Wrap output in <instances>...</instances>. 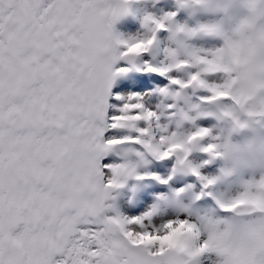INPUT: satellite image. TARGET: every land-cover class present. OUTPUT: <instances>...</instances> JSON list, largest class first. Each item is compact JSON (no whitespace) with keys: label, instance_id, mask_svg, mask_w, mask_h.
Here are the masks:
<instances>
[{"label":"snow or ice","instance_id":"1","mask_svg":"<svg viewBox=\"0 0 264 264\" xmlns=\"http://www.w3.org/2000/svg\"><path fill=\"white\" fill-rule=\"evenodd\" d=\"M245 7L250 15L230 32L183 24L176 31L223 38V47L210 53L185 45L183 63L189 73L203 69L204 89L219 92L226 110L239 107L259 117L252 105L264 104V0H245ZM115 11L113 0H0V264H180L159 241L178 224L191 225L198 235L200 259L215 253L222 264H264V176L244 180L235 195H225L214 194V180L196 172L216 200L212 217L186 210L183 218L154 221L123 215L106 203L104 184L111 181L105 182L102 167L112 164L102 166L100 157L105 142L122 136L112 125L123 115L122 107L108 114L122 70L114 69L108 49ZM253 20L261 23L250 31ZM146 23L166 26L150 16ZM241 57L243 65L234 66ZM201 130L208 133L207 152L216 147L215 137L207 127ZM144 131L139 126L136 133ZM162 135L156 132L157 139ZM145 235L157 239L138 243L136 237Z\"/></svg>","mask_w":264,"mask_h":264},{"label":"clouds","instance_id":"2","mask_svg":"<svg viewBox=\"0 0 264 264\" xmlns=\"http://www.w3.org/2000/svg\"><path fill=\"white\" fill-rule=\"evenodd\" d=\"M147 2L148 0H113L116 11L109 20L110 40L108 49L115 58V64L124 60L129 65L127 68H121L122 70L116 73V77L132 70L148 72L146 68H141L140 58L144 53L159 47L157 33L161 29L156 27L154 23H146V17L150 16L156 19L150 12L143 15L141 21L143 32L129 35L125 39L114 30L115 24L122 17L135 15L134 5H144ZM176 2L179 9L188 11L189 17H194L200 12L224 13V16H221L219 20L198 23L194 28H199L201 25H217L222 31L230 32L242 19L230 31L225 30V17L236 0H184L183 6L179 0ZM240 3L245 7V0H240ZM249 15L247 9V15L244 17ZM174 17L166 19L164 15L157 19L164 23L167 21L165 28L170 32L171 43L175 44V47H166L160 65L153 66L167 69L168 71L163 74L164 76H167L172 70L178 72H186L187 70V65L183 63V60L185 59V45L189 46L186 41L190 37L176 31L177 24ZM260 23L259 20H253L250 31L257 30ZM197 33L214 35L206 31H198ZM120 40L127 41V43H121ZM243 62V57H241L239 61H233V64L240 67ZM202 72L203 69H198L194 73L187 72V79L172 77V80L179 83L170 82L169 85L158 88L156 91L160 99L155 104V110L145 105L146 98L152 93L137 96L128 95V98L124 100L121 106L123 115L116 120L112 127L127 130V134L113 138L114 142L111 144L105 142L103 154L100 157V162L102 157L110 153H115L122 158L121 162L112 164L111 175L107 179L111 183L104 184L106 201H113V203H107L108 205L115 208L114 202L123 195L122 190L125 188H128L134 196L141 190V182L146 178L168 185L169 181L177 176H196V172H201L200 169L204 165L211 164L216 160L222 163L218 174L209 176L214 180V184L211 186L213 188L228 181L231 177H243L245 173H248L250 178L255 177L256 173H259V176H264V104L252 105L254 109L258 108L260 111L259 117H248L243 108L233 107L226 110V106L221 103L222 96L219 92L211 94L207 102L201 100V102H194L192 97L196 95L197 91L205 90L201 83L203 76L199 74ZM172 85L178 87L173 88ZM189 89L191 91H188ZM168 100H171L172 103H166ZM136 109H139L136 116H129L128 113ZM170 109L172 111H169ZM204 117H214L216 121L211 127H207L211 135L215 137L213 143L216 147L207 152L204 151L207 147L204 141L207 139L208 133L201 130L202 127L196 123ZM162 118L165 119V122H162ZM141 120L146 123L145 131L133 137L131 133L137 132L138 122ZM186 124L190 125L187 129H185ZM173 125L174 127H172ZM157 131L164 133L159 139L156 137ZM135 144L141 145L143 151L133 147ZM196 151L206 153L209 158L200 163H194L190 156ZM149 156L159 161L175 157L174 164L166 178L157 173L140 171L141 168H146L151 163V160L148 159ZM130 180L136 181V183L129 186ZM195 188V184L188 183L179 189L170 187L167 192L154 194V202L140 216L151 220L166 215L170 210L176 215L184 213L186 210L190 211L196 201L207 196L203 189L196 192L194 191ZM131 200L132 196L129 197V202ZM186 200L187 202H185ZM200 216L212 217L213 215L204 212ZM156 239V236L149 237L147 235L136 237L140 244H148ZM198 239L199 237L191 225L178 224L174 228L170 227L167 234L160 237L159 241L162 250L177 257L180 264H196L198 259L200 264H203L200 257L203 255L204 249L196 245ZM214 264H222V261L219 258L214 261Z\"/></svg>","mask_w":264,"mask_h":264},{"label":"bare ground","instance_id":"3","mask_svg":"<svg viewBox=\"0 0 264 264\" xmlns=\"http://www.w3.org/2000/svg\"><path fill=\"white\" fill-rule=\"evenodd\" d=\"M159 3H160V6H159V8L156 7L157 8L156 9L154 7V4L158 5ZM149 5H150V7H149ZM134 6L135 7L137 6L136 10L139 11L138 14L140 15V17H139L140 19H138V22L136 24L137 26L135 25L137 27L136 28L137 32H143L144 31V29L141 26V21H142L144 13L147 12L149 9L153 10L154 13H159V12L163 11L164 14L162 16H164V15H166L168 13L174 12L176 9H179V6H178L176 0H174V1L173 0H158V2H156V0H148V2L146 4H144V5L136 4ZM140 7H141V10H139ZM165 10H168L167 13H165ZM183 11L184 12L182 13V15L185 14L186 12H187L186 15L188 14V11H186L184 9H183ZM177 12H179L178 14H180L181 13V9L177 10L175 13H177ZM202 14H204V12ZM182 15H180V16H182ZM199 16H201V15L196 14V16H194V18H198ZM135 18H134V21H135ZM174 19H175V17H174ZM118 23L119 22H117L115 24L114 30L116 31V33L118 35H120V32H117L118 31V29H117L118 28ZM135 23H136V21H135ZM119 28H121V27H119ZM161 30H163L162 33H168L169 32V30H165V29H161ZM159 35L160 34L157 33V37ZM120 36L122 37V33H121ZM168 36H170V34ZM121 50L123 51V48ZM155 51L151 52V53H159L158 51L157 52H155ZM147 55L148 54L146 52L140 58V66L142 65L144 68L149 65L148 62H146V59H145ZM127 67H129V65H128L127 61H124V60H121V61L117 62V64L114 65V69H121V68H127ZM134 71H136V70H132V71H130L128 73L121 74L120 76L118 75L115 78V80L113 82L112 89H111V95L109 97V105L110 106H109V109H108V114H111V115L119 114V111H118V113L117 112L115 113V111H113L114 106L112 105L111 102L113 100H115L114 101L115 103H117L119 101V99H117V96L113 94V91L118 86L117 85V81L120 79V77H122L123 75L130 74L131 72H134ZM173 71L174 70H172L169 73L172 74ZM186 71H188V70H186ZM207 78L208 79H213L212 76H209ZM156 79H158V78H156ZM144 85H145V87H148V89H146L145 91H141V92L138 91L137 93H140L142 95L145 94V93H150L151 89H149V86H146V84H144ZM154 85H155V82H154ZM206 94H208V92H206V90H198L196 95L194 96V99H196L198 101V100H200L201 96H204ZM149 97L151 98V96H149ZM146 99L148 100L149 98L147 97ZM147 100L145 101V105H149L148 104L149 102H147ZM206 118H208V117L202 118L200 123L196 122L197 125L200 126L201 123L203 124V120H206ZM138 123H140V122H138ZM189 127H190V125L186 124L185 129H187ZM116 134L117 135H125V134H127V130H116ZM131 135L135 136V135H138V133L133 131L131 133ZM111 136H112V132L111 131L105 133V139L110 138ZM206 142H207V139L204 141V143H206ZM133 147L143 151V147L141 145H139V144H135V145H133ZM190 158H192L194 163H200V162H202L204 160H207L209 157H208V155L206 153H202V152L196 151L190 156ZM121 159L122 158L120 156H117L115 153H110L107 156H104V157L101 158V165L103 166V165H110V164H113V163H119V162H121ZM148 159L151 160V163L148 164L146 168H141L140 169L141 172L147 171V172L157 173L163 178H166L168 176L169 171H170V169L172 168L173 165H168L167 164V166H166L165 165L166 164L165 161L161 162L159 160L154 159L151 156H149ZM221 163H222L221 161L216 160L215 162H213L211 164L204 165L201 168L202 171L200 170L201 174L207 175V176H209V175L210 176H214V174L218 172L217 170H219V168L221 166ZM102 171L105 173V182H107L108 177L111 175V169L102 167ZM203 171H204V173H202ZM208 171H209V173H205V172H208ZM255 175L257 177H259V173H256ZM249 178H250V175L248 173H245L243 175V177L240 178V180H238V179L236 180V179H234V177L230 178L228 180L227 185L230 186V189L234 188V187H239V188L234 190V191H237V190L240 189L241 182L244 181V180H248ZM133 183H136V181L130 180L129 181V186H131V184H133ZM188 183H193V184L196 185V188L194 189V191H196V192H199L202 189V185H201L200 181L198 180V178L196 176H193V175H189V176H186V177L177 176L173 180L169 181L168 185L160 184L159 182H157L156 180L151 179V178H146L144 181L141 182V184H142L141 190L138 191L134 196H133V194L131 192H129L128 188L123 189L122 190L123 195L118 197L116 199V201L114 202L115 208L121 214L127 215L129 217L140 215L154 202V199H155V195L154 194L161 193V192H167V191H169L170 187L171 188H175V189H179V188L183 187L185 184H188ZM220 185L223 186V183L218 184V185H216L214 187V189H213L214 194L222 193L220 191L221 190ZM225 195H229V194H225ZM130 196H132L131 202H129V197ZM185 202H187V200ZM106 203H113V201H106ZM217 207L218 206L216 204V200L213 198V196H204L200 200L196 201V203L192 206V209L190 210V212H192L194 214H198V215H200L201 213H204V212H208L209 214H212L214 216L216 214ZM213 210H215V211H213ZM187 214L188 213L184 212V213H180L179 215H180L181 218H183ZM175 215H176V213L170 210L166 215H164L162 217H174ZM158 218L159 217H155L153 219L155 221ZM201 259H202L203 264H214V261L219 259V257H217L215 253H213L211 255V257L209 258V261L207 260L208 262H205V260H203V257Z\"/></svg>","mask_w":264,"mask_h":264},{"label":"rangeland","instance_id":"4","mask_svg":"<svg viewBox=\"0 0 264 264\" xmlns=\"http://www.w3.org/2000/svg\"><path fill=\"white\" fill-rule=\"evenodd\" d=\"M159 6H160V3L158 5L154 4L155 8L156 7L159 8ZM133 7H134L135 15H132V16L128 15V16L122 17L118 21L119 23H118V28H117L118 31L117 32H120V35L122 33V37L125 39L128 38L129 35H134L137 33V31H136L137 25L136 24L138 22V19H140L139 18L140 15L138 14L139 11L136 10L137 6L136 7L133 6ZM149 7H150V5H149ZM139 10H141V7ZM177 10H179V9H176L174 11V13ZM167 11L168 10H165V13H167ZM147 12L152 13L156 19H159L164 14L163 11L159 12V13H154L153 10H151V9H149ZM179 12H177L175 15V19H176V20L174 19L175 23L176 24H184L189 28L196 27L198 23H205V22H211L214 20H219L221 16H224V13H222V12H218V13H214V14L213 13L202 14L203 12H200L197 14L201 15V16H199L198 18H194V17H189V14L186 15V13H187L186 11H185L186 13L182 15V13L184 12L183 9H181L180 14H178ZM180 15H182V16H180ZM245 15H247V9L240 3V0H236V3H234L232 5V7L229 10L228 15L225 17V21H224L225 30L230 31L231 28H233L236 25V23H238V21L241 18H243ZM134 18H135L136 23L134 21ZM165 23H167V21ZM119 27H121V28H119ZM165 29H167V28H165ZM162 31L163 30H160L158 32V34H160L157 37V39L159 41L158 49L154 48L151 51L147 52L148 55L146 56L145 59L149 65L159 66L160 61L163 60V58H164V49L166 47H175V44L171 43V41L169 39L168 35L170 34V32L162 33ZM186 42L190 48L199 49V50H201V52H207V53H210L211 51L216 50L217 48L223 46V44H224V40L222 37L216 36V35H208V34H204V33H197L196 35L188 38ZM154 51L155 52L158 51L159 53H151ZM154 55H155V58H154ZM141 68L143 69L144 67L141 65ZM188 71H192V69H188ZM188 71L178 72V71L174 70L172 74L168 73L167 76L160 75L159 73H154V72L134 71V72H131L130 74L123 75L122 77H120V79L117 81L118 86L113 91V94L116 96H117V94H119L120 96H123L126 98L128 95H130L132 93H137L138 91L141 92V91H145L146 89H148V87H145V85H144V84H146V86H149V89H151L150 93H152L151 98L148 97L149 99L148 100L146 99L147 102H149L148 103L149 105H146V106L155 110V104L158 103L159 99H160L156 90L158 88L165 86V85H169L170 84V79H169L170 77H178V78L187 79V72ZM156 78H158V79H156ZM154 82H155V85H154ZM172 87L176 88L178 86L172 85ZM188 91H191V89H189ZM206 95H210V93H208ZM192 100L194 102H201L200 100L197 101L196 99H194V96L192 97ZM114 101L115 100H113L111 102L112 105L114 106L113 111H115V113L116 112L118 113V111H119L118 109L122 106V104L124 103V100L119 99V101L117 103H115ZM166 103H172V101L168 100V101H166ZM170 111H172V110H170ZM109 116H111V114H109ZM201 120H202V118L199 119L197 122L200 123ZM162 122H165L164 118H162ZM215 123H216V121H215L214 117H208V118H206V120H203V124L201 123L200 126L201 127H209V126L211 127ZM138 126H146V123L144 121L143 122L140 121V123H138ZM172 127H174V125ZM185 127H186V125H185ZM190 159L192 160V158H190ZM174 160H175V158L173 157L170 159L163 160L161 162L165 161L166 162L165 165L167 166V164L173 165ZM217 171H219V170H217ZM202 173H204V171ZM205 173H209V171L205 172ZM217 174H218V172L215 173L214 175H217ZM255 177H257V176L255 175ZM231 178H233V177H231ZM240 178L241 177H234V179H236V180L237 179L240 180ZM227 183H228V181L224 182L223 186L220 185V187H221L220 191L223 194L235 195L237 193V191H239V190H237V191H234V190L239 188V187H234V188L230 189V186L227 185ZM212 254L213 253L206 254L207 256L205 255V257H203V260H205V262H208L209 258L211 257Z\"/></svg>","mask_w":264,"mask_h":264}]
</instances>
